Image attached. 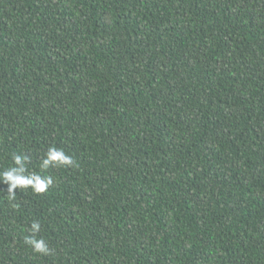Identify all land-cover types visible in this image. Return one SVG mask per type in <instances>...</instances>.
<instances>
[{
  "label": "trees",
  "instance_id": "16d2710c",
  "mask_svg": "<svg viewBox=\"0 0 264 264\" xmlns=\"http://www.w3.org/2000/svg\"><path fill=\"white\" fill-rule=\"evenodd\" d=\"M13 154L55 179L0 182V264H264V0H0Z\"/></svg>",
  "mask_w": 264,
  "mask_h": 264
},
{
  "label": "clouds",
  "instance_id": "9594fccd",
  "mask_svg": "<svg viewBox=\"0 0 264 264\" xmlns=\"http://www.w3.org/2000/svg\"><path fill=\"white\" fill-rule=\"evenodd\" d=\"M13 166L9 167L7 170L0 172V182L7 183L9 201L14 200L12 195V190L14 188L27 189L31 188L34 193H43L46 189L53 184L54 177L52 176H41L36 172L27 173V165L30 162V157L24 154H13L12 155ZM76 167V163L72 157L65 154L62 149L56 147H49L45 157L40 162V169L47 170L49 167ZM13 207H18V205H13ZM32 232L40 231V224L38 222H33L31 224ZM29 245L34 253H40L47 255L49 254V248L44 240L32 239L30 237H25L24 241Z\"/></svg>",
  "mask_w": 264,
  "mask_h": 264
}]
</instances>
